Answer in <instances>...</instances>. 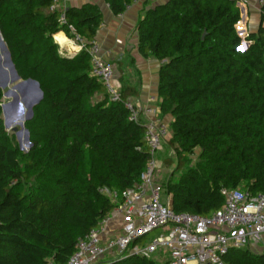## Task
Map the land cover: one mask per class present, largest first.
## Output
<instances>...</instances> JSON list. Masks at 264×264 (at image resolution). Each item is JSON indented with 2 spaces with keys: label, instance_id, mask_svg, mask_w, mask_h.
I'll return each instance as SVG.
<instances>
[{
  "label": "trees",
  "instance_id": "obj_1",
  "mask_svg": "<svg viewBox=\"0 0 264 264\" xmlns=\"http://www.w3.org/2000/svg\"><path fill=\"white\" fill-rule=\"evenodd\" d=\"M104 1L114 16L132 3ZM52 3L0 0V35L15 70L43 93L25 123L27 153L19 152L0 117V264L65 263L77 241L114 209L99 190L136 184L149 156L143 124L131 122L122 103L108 101L90 76L88 52L58 51V42L68 41L64 34L73 37L71 28L86 47L94 41L103 24L100 9L67 7L61 25ZM238 3L167 0L141 11L135 26L139 56L159 65L161 118L171 117L168 149L176 159H164L160 174L175 213L209 216L222 207L223 188L264 193V6L240 52ZM139 81L137 72L135 84L121 86L123 101L139 95ZM223 261L264 264V250L232 249ZM97 264L157 262L128 256Z\"/></svg>",
  "mask_w": 264,
  "mask_h": 264
},
{
  "label": "built area",
  "instance_id": "obj_2",
  "mask_svg": "<svg viewBox=\"0 0 264 264\" xmlns=\"http://www.w3.org/2000/svg\"><path fill=\"white\" fill-rule=\"evenodd\" d=\"M147 1L132 0L127 9ZM238 1L245 6L246 0ZM259 5L262 8L264 0H259ZM50 10L59 11L60 24H65L61 0H53ZM261 27L264 29V20ZM71 31L73 37L68 40L77 53L83 49L88 52L90 76L102 84L108 101L122 103L128 111V119L143 124L149 156L136 184L122 191L99 190L114 202V209L77 241L73 254L63 264H97L105 257H109L108 260L128 256L149 259L161 253L167 255L164 264H226L223 257L232 249L264 250V193L254 196L247 190L223 188L222 207L206 217L175 213L169 197H165V204L162 202L161 165L157 155L170 137V130L169 124L160 118L157 95H150L145 101H123L115 84L114 70L103 60L98 42L91 41L86 47L85 40L75 34L74 29ZM238 31L245 41L246 30ZM157 229L168 231L146 242V236Z\"/></svg>",
  "mask_w": 264,
  "mask_h": 264
},
{
  "label": "crops",
  "instance_id": "obj_3",
  "mask_svg": "<svg viewBox=\"0 0 264 264\" xmlns=\"http://www.w3.org/2000/svg\"><path fill=\"white\" fill-rule=\"evenodd\" d=\"M167 0H149L147 3L134 5L127 9L123 14L114 16L108 5L104 0H61V6L65 9L67 7H80L83 4L91 3L96 5L103 16V24L100 27L96 36V41L101 48V55L106 63H110L115 74V84L118 89L122 85L127 84L128 80L136 83V78L131 80V74L129 68L131 67L129 62L123 65L124 51L128 52V36L131 31H134V36L131 41L133 50L130 53L131 60L134 63V67L139 74L138 91L135 99L139 101H145L150 95L157 94V83H158V68L159 65L156 61L143 60L137 52V35L135 32V26L139 18L140 12L153 7L159 3ZM241 7L240 13L242 14L243 29L246 30L247 34L256 32L260 25V5L259 0H246L245 6ZM70 42V41H66ZM60 45V44H59ZM120 61V63H118ZM161 118V113H160ZM165 120L170 122L171 117L165 116ZM165 121V122H166Z\"/></svg>",
  "mask_w": 264,
  "mask_h": 264
},
{
  "label": "water",
  "instance_id": "obj_4",
  "mask_svg": "<svg viewBox=\"0 0 264 264\" xmlns=\"http://www.w3.org/2000/svg\"><path fill=\"white\" fill-rule=\"evenodd\" d=\"M238 7L241 6L238 5ZM239 24L240 23H237L235 25V30L238 36L241 37L242 35L238 31ZM241 45L246 46V48L248 47V43L245 41H243ZM0 48L3 54L5 55L4 60L0 59V88L4 89L8 85L11 86L4 93V96L7 98H11V100H7L6 103L1 104L0 106L3 117L2 118L3 126L5 127V129H9L12 133H14L18 137L24 135V143L26 145L27 150H25V147L20 143H18V148L19 150H23V151L25 150V153H27L29 149L32 147V144L30 143L29 132L25 128V123L26 121H29L33 117V108L41 102V100L43 99V93L37 81L33 79L23 80L18 76L15 67L11 61L10 53L6 45L4 44L1 35H0ZM1 64H3L8 68L9 73L11 74V78L8 77L7 72L2 68ZM29 90H32L34 92V97L24 102L23 105L21 104L20 98L21 97L24 98ZM11 106L18 107L20 109V114L17 118L9 121L6 120L4 117H5V110ZM18 126L20 128H18Z\"/></svg>",
  "mask_w": 264,
  "mask_h": 264
},
{
  "label": "rangeland",
  "instance_id": "obj_5",
  "mask_svg": "<svg viewBox=\"0 0 264 264\" xmlns=\"http://www.w3.org/2000/svg\"><path fill=\"white\" fill-rule=\"evenodd\" d=\"M149 1V0H148ZM147 1V2H148ZM147 2H145V3H147ZM239 13H240V9H239ZM241 16H242V14L240 13V26H239V30H244V29H242V27H243V24H242V18H241ZM63 33V32H62ZM130 35L128 36V41H130V42H128V48H127V50H128V52H123L124 53V55H123V59H121L122 61H123V65L125 64V63H128L129 62V64H130V68H129V71H130V74H131V79L132 80H134V78H136L137 77V71L135 70V67H134V63H133V61L131 60V56H130V53H131V51L133 50V48L131 47L132 46V43H131V41H132V39H133V36H134V31H131V33H129ZM65 35V34H64ZM63 35V37L64 38H66V40H68L69 38L65 35L64 36ZM57 36L58 35H56L55 37H53V40H54V42L57 44V42L55 41V39L57 38ZM70 40V39H69ZM68 40V41H69ZM65 44V43H63V42H58V44H57V46H58V51H59V53L60 54H62V55H72V54H77V51H76V49H75V46L72 44V46H71V43L69 42L68 43V45H67V47L66 48H64V49H62L60 46H59V44ZM5 44V43H4ZM4 58H5V55L3 54V52L1 51V48H0V59L1 60H4ZM118 63H120V61L118 62ZM110 64V63H109ZM2 66H3V64H1ZM111 65V64H110ZM9 77H10V74H9ZM11 86L10 85H8L6 88H4V89H1L0 88V91L2 92V98H1V101H0V106H1V104H4V103H6V101L7 100H11V98H7V97H5L4 96V93L10 88ZM96 99H101V96H97L96 98H94V99H92L91 100V102H94ZM16 109L17 108H14V109H12V110H9L8 112H7V115H6V117H5V119L6 120H8L9 118H11L15 113H16ZM19 113V112H18ZM18 113L16 114V116L18 115ZM15 116V117H16ZM167 116V115H166ZM1 118H3L2 117V113H1V116H0ZM163 121H166L165 120V116L163 117V118H161ZM168 124H169V122L168 121H166ZM18 128H20L19 126H18ZM25 128L27 129V127H26V124H25ZM4 129H5V127H4ZM28 130V129H27ZM5 131L7 132V134L9 135V137L10 138H12L13 139V141H14V143H15V145H16V147H18V143H21L23 146L25 145V143H24V136L22 137V140L21 141H19V139L17 138V136L14 134V133H12L9 129H5ZM28 132H29V130H28ZM29 139H30V132H29ZM169 139V138H168ZM168 139L165 141V143L162 145V148H161V151H160V153H159V157H158V159H159V162H160V165H161V170H162V167L165 165L164 163H163V160L164 159H167V158H169L170 160H172V161H174V163H175V159H176V157H175V153H174V151L173 150H169L168 149ZM30 143H31V141H30ZM26 146V145H25ZM25 150H27L26 149V147H25ZM25 150L23 151V150H19V152L20 153H25ZM195 160H196V156H194V157H192V163L191 164H194L195 163ZM174 166H175V164L174 165H172V166H170V170H172V169H174ZM168 167V166H167ZM163 173V172H162ZM161 173V174H162ZM166 198L165 197H163L162 198V202L165 204V202H166ZM167 229H157V230H154V231H152L150 234H148L147 236H146V238H145V241L146 242H148V241H150V240H152V239H154V238H156V237H159V236H163V235H166V233H167ZM258 251V250H257ZM259 251H261V250H259ZM154 259H155V261L157 262V264H164L165 263V260L167 259V255L165 254V253H161V254H155V255H153L152 256ZM108 259H109V257H105V259H104V261H108Z\"/></svg>",
  "mask_w": 264,
  "mask_h": 264
},
{
  "label": "bare ground",
  "instance_id": "obj_6",
  "mask_svg": "<svg viewBox=\"0 0 264 264\" xmlns=\"http://www.w3.org/2000/svg\"><path fill=\"white\" fill-rule=\"evenodd\" d=\"M68 43L69 42H65V44H60L59 46L62 48V49H64V48H66L67 47V45H68ZM71 43V42H70ZM69 46V45H68ZM71 46H72V43H71ZM2 68L7 72V74H8V77H9V70H8V68L6 67V66H2ZM9 78H11V74H10V77ZM21 97V96H20ZM34 97V92L32 91V90H29L28 92H27V94H26V96L23 98V97H21L20 98V101H21V104H23L24 105V102H26L27 100H30V99H32ZM14 108H17L18 109V111H19V113H18V115L15 117V118H17L18 116H19V114H20V109L18 108V107H16V106H11V107H9V108H7L6 110H5V117H6V115H7V112L9 111V110H12V109H14ZM4 117V118H5ZM14 118V119H15ZM13 120V119H12ZM24 135H22V136H20V137H18L17 136V138L19 139V141H21L22 140V137H23ZM21 144V143H20ZM22 145V144H21Z\"/></svg>",
  "mask_w": 264,
  "mask_h": 264
},
{
  "label": "snow or ice",
  "instance_id": "obj_7",
  "mask_svg": "<svg viewBox=\"0 0 264 264\" xmlns=\"http://www.w3.org/2000/svg\"><path fill=\"white\" fill-rule=\"evenodd\" d=\"M238 50L241 51V52H243L244 51L243 45H241V47Z\"/></svg>",
  "mask_w": 264,
  "mask_h": 264
},
{
  "label": "clouds",
  "instance_id": "obj_8",
  "mask_svg": "<svg viewBox=\"0 0 264 264\" xmlns=\"http://www.w3.org/2000/svg\"><path fill=\"white\" fill-rule=\"evenodd\" d=\"M243 47H244V51H245V50H246V46H243ZM244 51H243V52H244ZM240 52H241V51H240Z\"/></svg>",
  "mask_w": 264,
  "mask_h": 264
}]
</instances>
